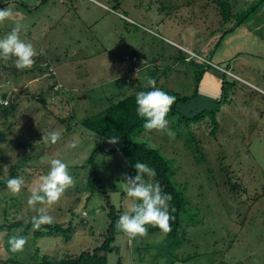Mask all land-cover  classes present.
I'll list each match as a JSON object with an SVG mask.
<instances>
[{
  "label": "rangeland",
  "instance_id": "rangeland-1",
  "mask_svg": "<svg viewBox=\"0 0 264 264\" xmlns=\"http://www.w3.org/2000/svg\"><path fill=\"white\" fill-rule=\"evenodd\" d=\"M3 1L0 7L12 8L13 15L0 22V36L21 23L24 38L37 51L35 58L45 51L51 60L62 94L49 99V111L33 105L30 93L45 89L44 74L31 81L12 60L0 59V94L8 92L18 102L13 115H0V127L9 136L0 143V154L8 164L29 152L24 140L39 145L48 141L47 132L61 133L57 142L17 163L23 184L19 192L0 190V220L4 210L9 218L28 220L44 207L52 221L71 223L74 233L68 240L43 236L35 241L25 235L23 249L15 253L8 252L9 239L2 243L0 238V258L9 254L32 262L38 253L76 258L102 243L108 226L105 198L121 214L128 209L132 198L123 174L131 171L114 144L76 122L98 113L107 96L136 93L152 78L155 87L177 99L190 97L173 103L176 113L168 119L174 137L153 129L135 138L150 141L170 160L174 182L185 188L186 235L175 247L161 233L129 237L116 227L117 248L107 254L108 264H264V0H227L233 14L254 10L225 34L232 23L220 25L218 10L208 0ZM214 108V135L209 117L188 128L178 126L180 116ZM73 111L75 121L59 122ZM96 147L111 150L94 159L105 195L97 187L85 190L92 172L87 159ZM53 158L68 163L73 184L54 203L29 205L28 195ZM8 174L5 164L0 176ZM187 256L189 260L179 261Z\"/></svg>",
  "mask_w": 264,
  "mask_h": 264
},
{
  "label": "trees",
  "instance_id": "trees-1",
  "mask_svg": "<svg viewBox=\"0 0 264 264\" xmlns=\"http://www.w3.org/2000/svg\"><path fill=\"white\" fill-rule=\"evenodd\" d=\"M208 1L213 3L217 8L218 14L221 17L220 25L223 26L232 23L228 30L224 31L223 34L227 33L228 31H232L235 26L241 25L248 18L249 14L254 10L252 9L242 14H233L231 5L228 3L227 0ZM47 2L48 0H41L40 4H47ZM55 3L56 2L52 4ZM64 4L65 2H62L61 5ZM116 4H118L117 1ZM119 5L120 4H118V6ZM37 7L38 6H36V8ZM60 19H57L56 22L59 23L58 21ZM49 27L53 28V24H50ZM45 54L46 52L44 51L43 54H41L38 58H34L35 63L31 67L20 69L19 72L23 73L24 75L29 74L31 81L39 80V77L44 74L47 81L45 89L36 92L35 94L30 93L29 101L33 105L39 104L46 111H49L50 100L53 101L55 96L62 94V85L59 83L55 69L51 67V60L49 59V57H46ZM126 59L129 60L130 57H126ZM131 61L136 62L137 60ZM3 67L4 66H2V68ZM146 87L147 85L141 87L140 90H145ZM223 87L224 82H222L221 88L223 89ZM135 94L136 93H131L120 99L118 97L119 95H110L109 97L107 96L104 101H101L100 109H102L98 113H96L95 115L84 117L76 123H78L86 131L104 137L106 139L108 135L112 134L120 136L119 142L114 144V149L116 151H119L127 161L131 171L130 175L135 174L133 164L136 161L144 162L150 167L155 168L156 176L154 178H151V180L159 182L162 191L171 194L172 199L171 201H169V204L175 209L172 213L174 219H171L169 221L171 225V230L167 233H164L158 227L151 225L147 226L148 231L146 233H161L167 239L173 241V244H175L173 246L176 247L180 241H184L186 235L185 228L182 226V215L187 212V198L185 195V188L179 186L177 183L174 182L173 176L175 171L171 166L170 160H168L164 155H162V153L152 144H149L147 141H137L135 139L137 136H139L140 133L146 130L143 128L144 118L138 116L136 113ZM189 99L190 97H181L178 99L176 98V101H188ZM113 100L118 101L113 102ZM17 107L18 102L14 99V97L10 95V93L2 92L0 94L1 116L7 119L8 116H10L11 114L13 115ZM217 111L218 108H214L211 110H202L192 117L180 116L177 120V123H179L178 126H181L183 124L184 127L188 128L191 123H196L202 118L209 117L212 125L211 134L214 135L218 128V122L216 119ZM175 113V105H172L167 118L173 117ZM69 120H76L74 117V111L70 113V116H67L65 118H59V122L61 124H65ZM67 131H69V129ZM189 134L190 142H194V136L190 132ZM8 138L9 136L6 130L0 127V143L7 140ZM24 141L28 143L26 146L29 152L22 156L23 159L20 158L19 161L10 162L8 164L6 155H3L2 153L0 154V174L5 164L8 165L9 170V174L7 177L0 176V190L8 187L7 180L9 178L19 177V174L17 173V170L19 168V164H17L18 162L27 159L26 157H29L30 153H33L34 151L38 150L40 146L51 144L48 141L44 144L40 143L39 145L34 142L30 144L27 140ZM20 142L21 141H19V143ZM110 151H105V149L101 147H96L93 149L92 153L88 157L87 163L91 165L92 172L88 176L87 184L85 187L86 191L90 190L92 192L95 187H97L105 195V192L102 189L98 178L99 167L94 163V159L99 152L107 153ZM90 196L91 194L88 195L87 199H89ZM105 207L107 208L108 226L104 233V239L102 243L95 247L93 250L83 251L76 258H51L48 255L38 253L36 260L32 262H23L21 260H18L16 257L8 254L6 257L0 258V264H108L107 254L115 251V248H117L113 245V243L115 241V235L117 233L116 222L119 216L121 215V210H116V208L110 203L108 198H105ZM83 213L86 215L85 212ZM34 216H31L28 220L9 218L7 211L4 210L3 218L2 220H0V238L2 240V243L7 242L9 237H12L17 234L23 236L31 234L34 240L36 241L37 239L43 236H61L62 238L64 237L65 240H68L70 236H72V234L74 233V227L71 225V223H68L65 226L61 223L52 221L51 223L42 224L40 227L36 228L33 226ZM4 245L3 247L5 248L6 244ZM8 252L12 253L10 250ZM189 259L190 257L187 256L186 258L179 259V261H187ZM116 264H121L120 260H118ZM220 264L228 263L221 262ZM234 264L246 263L236 262Z\"/></svg>",
  "mask_w": 264,
  "mask_h": 264
},
{
  "label": "clouds",
  "instance_id": "clouds-1",
  "mask_svg": "<svg viewBox=\"0 0 264 264\" xmlns=\"http://www.w3.org/2000/svg\"><path fill=\"white\" fill-rule=\"evenodd\" d=\"M2 3V0H0ZM13 9L0 7V22L12 17ZM23 25L19 22L3 36H0V59L12 60L17 69L31 67L35 63L37 51L31 40L25 39ZM155 80L148 78L145 90H139L135 94L136 113L143 117V128L146 130H160L174 137L175 131L169 127L168 113L176 97L159 87H155ZM58 130L47 132L46 139L55 143L60 139ZM107 140L116 144L120 136L108 135ZM150 144V141H148ZM134 175L123 174L127 196L132 198V203L117 220V227L129 237L143 235L148 231L149 225L156 226L164 233L171 230L169 221L174 219L169 201L170 193L162 191L159 182L145 179L154 178L156 170L148 164L136 161L133 164ZM38 188H34L27 197L29 205L35 206L37 202L54 203L60 199L66 188L73 184V176L69 172V165L60 158L50 160L46 174L40 176ZM23 180L21 177H11L7 180V186L12 192H19ZM37 215L33 217V226L38 228L42 224L51 223L53 217L44 207L37 208ZM26 243L23 235H14L9 238L10 251H21Z\"/></svg>",
  "mask_w": 264,
  "mask_h": 264
},
{
  "label": "built area",
  "instance_id": "built-area-1",
  "mask_svg": "<svg viewBox=\"0 0 264 264\" xmlns=\"http://www.w3.org/2000/svg\"><path fill=\"white\" fill-rule=\"evenodd\" d=\"M224 73H227L228 75L232 76V74L230 72L227 71H223Z\"/></svg>",
  "mask_w": 264,
  "mask_h": 264
},
{
  "label": "crops",
  "instance_id": "crops-1",
  "mask_svg": "<svg viewBox=\"0 0 264 264\" xmlns=\"http://www.w3.org/2000/svg\"><path fill=\"white\" fill-rule=\"evenodd\" d=\"M63 2V1H62Z\"/></svg>",
  "mask_w": 264,
  "mask_h": 264
}]
</instances>
